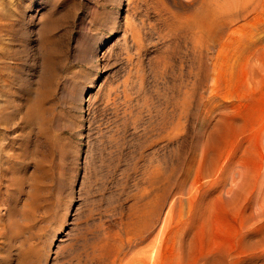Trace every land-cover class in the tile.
Segmentation results:
<instances>
[{"label":"rangeland","instance_id":"1","mask_svg":"<svg viewBox=\"0 0 264 264\" xmlns=\"http://www.w3.org/2000/svg\"><path fill=\"white\" fill-rule=\"evenodd\" d=\"M222 1L0 0V264H264V0Z\"/></svg>","mask_w":264,"mask_h":264},{"label":"bare ground","instance_id":"2","mask_svg":"<svg viewBox=\"0 0 264 264\" xmlns=\"http://www.w3.org/2000/svg\"><path fill=\"white\" fill-rule=\"evenodd\" d=\"M220 0H208V5L206 6V8L207 9H205L204 11H202L201 12V15H200V20H202V25L207 29V31H209V30H211V29H213V28H215V27H222L223 25H224V22H226L225 20H226V15H227V13H228V10H229V5H227V1L225 2L224 1V3H220L219 2ZM222 1V0H221ZM203 2V1H202ZM223 2V1H222ZM131 2H130V0H128V6H130L131 4H130ZM216 12L218 13V15L220 16V20L217 22V21H215L214 20V18H213V15H215L216 14ZM111 16V15H110ZM113 17V16H112ZM50 18H52V17H50ZM44 19V18H43ZM47 20V19H46ZM52 20V22H53V20L54 19H51ZM50 21V20H49ZM54 25V24H53ZM51 26H52V23L50 24V22H48V20L47 21H43V22H41L40 23V25H39V29H38V36H37V38H38V45L42 48V49H44V52L45 53H43V52H41V53H43V56H45V54H46V56L48 55L47 53H48V51H49V49H48V46L46 45V42L47 41H49V40H47V38H49V37H47V35H48V33H49V31H50V29H52L53 28V26H52V28H51ZM55 26V25H54ZM217 27V28H218ZM204 28V29H205ZM51 32V31H50ZM48 43V42H47ZM49 45V44H48ZM38 46V47H39ZM52 46L50 45V48H51ZM42 49H41V51H42ZM51 50V49H50ZM50 52V51H49ZM51 53V52H50ZM41 55V54H40ZM42 56V57H43ZM50 56V55H49ZM46 58V57H45ZM49 58V57H48ZM47 58V59H48ZM45 60V59H44ZM50 59H48L47 61H49ZM42 61H43V59H42ZM44 62V61H43ZM46 62V61H45ZM44 62V63H45ZM46 64H47V62H46ZM46 64H43V69L45 68V67H47V65ZM49 64V63H48ZM41 65V64H40ZM46 65V66H45ZM46 69V68H45ZM51 70V69H50ZM41 71V70H40ZM41 73H42V71H41ZM49 73V72H48ZM43 76V75H42ZM45 76V75H44ZM43 78H45V77H43ZM42 78V79H43ZM39 80H41V76H40V79ZM45 81V80H44ZM43 81V82H44ZM41 82L42 81H40V84H41ZM42 82V83H43ZM39 85V84H38ZM44 85V84H43ZM41 86V85H40ZM39 86V87H40ZM45 86V85H44ZM47 86V85H46ZM38 87V88H39ZM37 88V89H38ZM44 88V87H43ZM43 88H41L42 89V92H43ZM39 90V89H38ZM41 91V90H40ZM42 95V93H40L39 92V94L36 92V95H35V102H34V104H33V107H31V109L32 110H30V111H32V114H33V116L32 117H34L35 116V118H34V120H35V125L37 126V128H38V130L39 131H43V129L45 128V125H46V121H45V117H44V112H43V110H42V107H41V104H40V96ZM30 107V106H29ZM29 111V110H28ZM4 113H5V111L3 110V108H2V101H1V94H0V117H3L4 116ZM29 113V112H28ZM46 116V115H45ZM30 117V116H29ZM44 132V131H43ZM34 177V176H33ZM38 180V179H37ZM32 181H34V180H32ZM34 184H35V182H34ZM39 184V183H38ZM37 184V185H38ZM32 185V184H31ZM34 191H35V189H33ZM2 198V197H1ZM34 198H35V196H34ZM2 200V199H1ZM4 200V199H3ZM32 201H33V199H32ZM1 202H3V201H1ZM32 204V203H31ZM3 205V204H2ZM4 207H5V205H3ZM3 206H1V203H0V207H3ZM31 206V205H30ZM33 207V206H32ZM34 207H35V205H34ZM33 207V209H35ZM31 208V207H30ZM67 209H68V207H66ZM1 209H3V208H1ZM27 209V208H26ZM32 209V208H31ZM30 209V210H31ZM24 211H25V209H24ZM6 212H7V210H6ZM22 212V211H21ZM26 212V211H25ZM27 212H29V211H27ZM27 212H26V214H27ZM67 211H65V213H66ZM11 213V212H10ZM13 213V212H12ZM24 213V212H23ZM64 213V215L66 216V214ZM8 214V213H7ZM22 214V213H21ZM25 214V215H26ZM11 215V214H10ZM24 215V214H23ZM4 216V214H3V212L0 210V226H1V220H3L2 219V217ZM8 216V215H7ZM16 217V216H15ZM25 216H23V218H24ZM29 216H27V218H28ZM64 217V216H63ZM9 218V217H8ZM11 218H12V216H11ZM11 218H9V219H11ZM22 218V217H21ZM26 218V217H25ZM65 219V218H64ZM7 220V219H6ZM25 220V219H24ZM28 220V219H27ZM23 221V220H22ZM3 222V221H2ZM28 223H29V221H28ZM25 224H27V223H25ZM6 225V224H5ZM29 226V225H28ZM8 227V226H7ZM11 227H12V231H13V233H15V235H16V233L18 234V233H20L19 231H21V229H22V227H19L15 222L13 223V222H11ZM29 228V227H28ZM3 229V228H2ZM23 230V229H22ZM27 230V229H26ZM21 238V237H20ZM21 239H23V238H21ZM20 239V240H21ZM20 240H19V242H20ZM18 242V243H19ZM21 245H26V244H21ZM41 258V257H40ZM40 258L39 257H37L36 256V258H34V259H36L35 260V263L34 264H41V260H40ZM28 259H29V257H28ZM30 260V259H29ZM29 260L27 261L26 260V258H25V261H27V262H29ZM23 261V264H24V260H22ZM34 262V261H33ZM20 264H22V263H20ZM27 264V263H26ZM29 264V263H28ZM32 264V263H31Z\"/></svg>","mask_w":264,"mask_h":264}]
</instances>
